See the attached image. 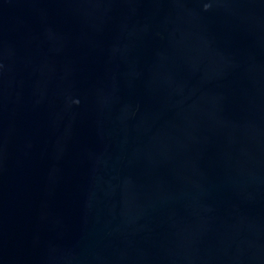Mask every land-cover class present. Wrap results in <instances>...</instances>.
I'll list each match as a JSON object with an SVG mask.
<instances>
[{"label":"water","instance_id":"water-1","mask_svg":"<svg viewBox=\"0 0 264 264\" xmlns=\"http://www.w3.org/2000/svg\"><path fill=\"white\" fill-rule=\"evenodd\" d=\"M0 264H264V0H0Z\"/></svg>","mask_w":264,"mask_h":264}]
</instances>
